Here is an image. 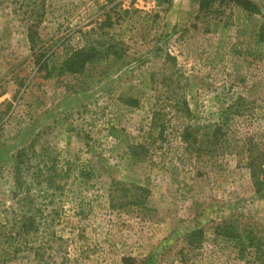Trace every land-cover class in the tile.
Instances as JSON below:
<instances>
[{
    "label": "rangeland",
    "instance_id": "374dc122",
    "mask_svg": "<svg viewBox=\"0 0 264 264\" xmlns=\"http://www.w3.org/2000/svg\"><path fill=\"white\" fill-rule=\"evenodd\" d=\"M250 1L261 13L216 6L199 17L196 0H45L42 47L33 52L16 11L22 0H0V212L16 204L13 157L34 140L37 148L88 160L96 173L89 188L73 184L62 197L57 245L38 246L45 264H264V2ZM99 42L120 55L99 58L81 74H59L68 50ZM41 50L54 54L39 71ZM184 103L200 124L239 105L228 153L186 151ZM159 109L162 137L159 127L150 129ZM112 125L124 129L123 141L109 136ZM148 138L149 153L133 155L129 142ZM114 179L148 188L151 215L112 210ZM229 226L251 231L258 247L240 253L221 233ZM5 248L1 264H12L1 256ZM32 254L24 264L35 263Z\"/></svg>",
    "mask_w": 264,
    "mask_h": 264
},
{
    "label": "trees",
    "instance_id": "16d2710c",
    "mask_svg": "<svg viewBox=\"0 0 264 264\" xmlns=\"http://www.w3.org/2000/svg\"><path fill=\"white\" fill-rule=\"evenodd\" d=\"M262 1L264 2V0ZM196 2L199 6V17L214 14V11L219 10L214 9L216 6L226 9L238 5L251 13H261V8L250 0H196ZM24 6L27 9L30 8L27 10L23 8ZM16 11L21 12L23 19L28 24V39L34 52L42 47L39 46L41 41L39 27L44 22L45 0H22ZM111 25L109 23V26ZM259 37L264 42V22L260 27ZM120 51V48L114 44L102 42L71 48L62 58L57 70L59 74H81L90 63L104 56L117 57L120 55ZM49 52L41 50L40 54H36L39 71L48 67L51 56L54 54V52L48 54ZM124 102L130 106H138V101L134 98H125ZM238 108L239 105L236 104L229 106L222 112L219 121L200 124L191 122L192 111L189 105L184 103L179 110L184 118L188 119V122L182 124L180 137L185 144L186 151L199 158L205 155L224 156L228 153L232 145L229 138L230 120L237 113ZM158 111L153 112L150 129L152 132L156 127H159L162 137L166 124L161 122L163 120L160 118L162 110ZM124 132L123 128L114 125L109 127V136L119 142L124 140ZM125 139L127 140V138ZM148 143H154L152 138H148L144 143L129 142L128 145L133 155L145 156L149 153ZM87 163L90 162L76 156L69 159L49 146L37 148V140L14 155L8 172L13 179L10 193L16 204L6 207L0 212L2 216L0 246H6L1 255L3 259L8 258L13 261L12 264H24L27 251L32 249L34 264H45V252H41L42 248L38 246L57 245L60 236L56 232V226L61 218L62 197L68 195L73 184L89 188L92 179L96 177L93 166ZM150 195V190L144 186L115 179L110 182L107 189L108 203L112 210L135 213L143 218L150 216L153 212L149 205ZM41 197L43 200L39 202ZM30 202L34 203L33 206L30 205ZM201 233V229L192 232L190 235L191 244L194 243V238L199 237L198 235ZM221 233L238 242L240 253H243L249 246L258 247L257 238L251 231L245 232L244 236L242 232L229 226L225 227ZM1 261L4 262L1 259L0 264ZM124 261L126 264H131L132 260L125 258Z\"/></svg>",
    "mask_w": 264,
    "mask_h": 264
}]
</instances>
